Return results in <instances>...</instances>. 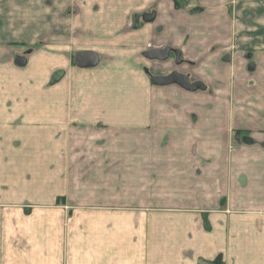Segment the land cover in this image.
Returning a JSON list of instances; mask_svg holds the SVG:
<instances>
[{
    "label": "crops",
    "instance_id": "0c3cea01",
    "mask_svg": "<svg viewBox=\"0 0 264 264\" xmlns=\"http://www.w3.org/2000/svg\"><path fill=\"white\" fill-rule=\"evenodd\" d=\"M50 1L63 15L67 0H0V121L14 120L13 100L26 98L1 83L19 84L30 58L45 77L62 63L31 50L59 26L48 18ZM184 2L176 9L173 0H86L80 12L72 0V25L88 44L78 51L116 42L110 60H121L170 47L189 64L185 74L210 81L209 94L171 87L165 92L175 97L160 102L163 92L136 84L134 105L123 96L112 106L123 112L114 120L123 136L136 140L123 146V178L58 180L41 200L40 217L50 221L21 230L24 241L6 243L0 264H205L218 256L222 264H264V0ZM144 15L151 20L126 34ZM1 107H13L7 119ZM109 108L94 104L91 117L112 127ZM105 167L95 160L91 170Z\"/></svg>",
    "mask_w": 264,
    "mask_h": 264
},
{
    "label": "rangeland",
    "instance_id": "374dc122",
    "mask_svg": "<svg viewBox=\"0 0 264 264\" xmlns=\"http://www.w3.org/2000/svg\"><path fill=\"white\" fill-rule=\"evenodd\" d=\"M85 2L76 0V9L82 12ZM184 3V0H179L180 5ZM45 7L49 20L57 19L59 26L48 27L49 32L38 37L31 50L45 49L57 54L55 59L62 63L55 67L54 73L63 71L64 76L52 84L51 76L45 77L43 69L38 70L34 59L30 58L25 77L19 84L1 83L4 90L7 87L10 92L13 89L21 90L26 98L13 100L17 103L14 120L0 121V251L8 242L22 243L24 235L21 230H41V226L50 221L40 217L41 200L55 190L58 180L83 181L93 176L123 178V146L134 145L136 140L135 137H124L123 128L117 127L122 124L114 122L123 112L118 114L112 106L123 105V96L128 97V102L134 105L136 94H142L135 89L136 84L145 83L150 89H159L163 92L160 102L175 97L165 92L171 87L192 94H209L207 82L210 81L185 74L189 64L181 56L177 64L172 53L164 61L148 60L143 55L147 50L135 59L110 60L118 54L115 45L119 44L112 43L111 49L102 47L104 44L101 42L96 43L102 44L96 51L99 56L96 66L77 67L74 60L77 48L88 44L86 34L83 35L80 29L72 25L73 15L78 13L73 14L75 7L72 0H67V5L62 7L64 14L61 16L55 10L54 2L50 1L49 6ZM140 21L144 22L139 17L135 23L134 18L124 28L126 34H134ZM117 31L123 35V27ZM52 34L61 41H52ZM174 73L186 75L190 83H198L200 87L187 91L176 84L155 85L151 81L152 77H167ZM56 88L58 91H46ZM207 97H212V94ZM72 99L74 102L78 99V109L75 104L73 106ZM94 104L99 110L111 107L108 114L112 118L109 122L112 127L102 119L91 117L97 116V112H93ZM12 108L1 107V119H7ZM51 116L56 119L47 121ZM97 119L100 121L96 122ZM96 147H105L107 151H93ZM95 160L106 163V171L91 170Z\"/></svg>",
    "mask_w": 264,
    "mask_h": 264
},
{
    "label": "water",
    "instance_id": "95a60500",
    "mask_svg": "<svg viewBox=\"0 0 264 264\" xmlns=\"http://www.w3.org/2000/svg\"><path fill=\"white\" fill-rule=\"evenodd\" d=\"M144 21L151 20L150 15H144L142 17ZM139 21V17L135 16V23ZM171 49L169 47L167 48H153L143 53L144 57H146L148 60H159L164 61L168 58L169 51ZM175 58L176 63L179 64L180 62V53L178 51L175 52ZM99 56L94 51L89 50H82L78 51L75 54V64L79 68H91L96 66L98 62ZM224 62L229 61V57L225 56L223 58ZM24 65V63H23ZM64 76L63 71H57L51 76L50 82L52 84L60 81L62 77ZM151 81L155 85H169V84H176L180 86L181 88L187 90V91H195L200 86L198 83H190L189 79L186 75L180 74V73H174L167 77H152Z\"/></svg>",
    "mask_w": 264,
    "mask_h": 264
},
{
    "label": "trees",
    "instance_id": "16d2710c",
    "mask_svg": "<svg viewBox=\"0 0 264 264\" xmlns=\"http://www.w3.org/2000/svg\"><path fill=\"white\" fill-rule=\"evenodd\" d=\"M173 1H174L175 8H176V9H181V8L184 6V4H183V5H180V4H179V0H173ZM205 264H222L221 256H218L214 261H212V262H207V263H205Z\"/></svg>",
    "mask_w": 264,
    "mask_h": 264
},
{
    "label": "flooded vegetation",
    "instance_id": "af4514ba",
    "mask_svg": "<svg viewBox=\"0 0 264 264\" xmlns=\"http://www.w3.org/2000/svg\"><path fill=\"white\" fill-rule=\"evenodd\" d=\"M163 48H167V47H163ZM170 48V47H169ZM171 49V48H170ZM175 52H176V50H173V49H171L170 51H169V54H173L174 55V58H175ZM169 56V55H168ZM175 60H176V58H175ZM179 60H181V58L179 59Z\"/></svg>",
    "mask_w": 264,
    "mask_h": 264
}]
</instances>
